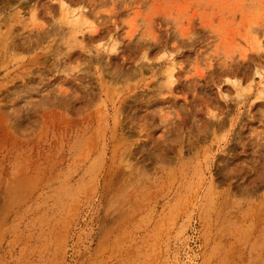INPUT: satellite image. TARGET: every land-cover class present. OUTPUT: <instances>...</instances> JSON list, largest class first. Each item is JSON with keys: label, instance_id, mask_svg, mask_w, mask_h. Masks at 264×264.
<instances>
[{"label": "rangeland", "instance_id": "obj_1", "mask_svg": "<svg viewBox=\"0 0 264 264\" xmlns=\"http://www.w3.org/2000/svg\"><path fill=\"white\" fill-rule=\"evenodd\" d=\"M0 264H264V0H0Z\"/></svg>", "mask_w": 264, "mask_h": 264}]
</instances>
